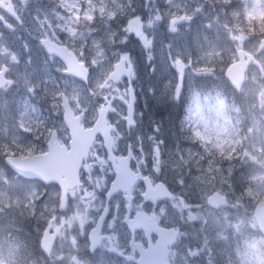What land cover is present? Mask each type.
Wrapping results in <instances>:
<instances>
[{"label":"clouds","instance_id":"1","mask_svg":"<svg viewBox=\"0 0 264 264\" xmlns=\"http://www.w3.org/2000/svg\"><path fill=\"white\" fill-rule=\"evenodd\" d=\"M80 2L87 7V0H80ZM50 3L49 20L52 27L42 21L33 24L25 20L23 26L17 24L16 31H5L4 33L10 51L20 57L19 62L29 69H34L37 73L44 68L50 69V75L40 76L33 82L39 86V91L33 98L41 104L46 113L43 125H33L30 133L17 129L15 133L19 137L17 143L13 142L12 137H0V207L7 210L5 217H0V260H3L4 264H72L70 256L76 253L67 249L61 251L57 248V252L64 257L63 260H60L57 256L50 257L40 246V240L48 228L51 217H59L62 214L58 206V198L61 194L59 186L54 183H46L39 177L24 175L13 166L11 161L18 160L22 154L21 145L25 148L34 146L37 150L45 147V141L49 135L48 130L50 128L59 129L63 123V115L51 107V97L45 94L44 89L70 92L73 88H78L85 95H87L85 90L92 89L97 92V95L91 97L93 104L104 103L100 99L104 93H100L95 86L104 78L111 66L118 61L120 54H128L134 67L135 78L132 80L131 86L135 94V123L131 128L128 126L125 106L118 100H114L113 103L117 111L110 114L111 122L106 125L113 148H118L120 154L123 155L131 151L135 156V160L131 162L133 166L138 163L141 173L151 175L154 181L165 182L177 197L192 206L193 212L204 211L209 207L203 197L202 189L205 187L219 192L226 201L219 210L214 209L213 211L231 210L232 213H243L244 208L251 204L258 202L260 206H264V183L260 179L264 177V154L259 151L253 152L250 141L244 142L243 149L253 152L254 160L244 159L239 140L232 143L223 135L219 138L213 136L212 143L206 146L195 136V132L202 131V129L189 126L185 119V112L182 116L177 112L171 143L161 139V130L164 124L170 118L173 109L177 108V100L174 98V87L177 83L176 73L171 67L168 51L165 52L164 62L166 69L171 74L163 79L158 77L155 82H148L141 75L138 66V56L147 59V52L134 35L124 31V25L120 23L127 17L120 16L112 22L109 28L108 20L100 15L99 8L102 6L109 9L117 7L113 0H95L97 11L94 23L85 22L82 15L77 22L74 18L75 14L68 21L57 20L52 13L56 9L63 11L59 8L60 0H50ZM246 3H250V0H187L184 6L174 2L170 5L168 0H152V3L149 0H119V4L125 6L128 16L135 14L143 17L144 31L148 38L152 28L147 27V22L157 13L165 17L164 22L160 23V27L166 28V21L170 15H179L185 12L193 16L191 21L193 24L198 18H206L210 13V20L205 19V28L209 26V23L215 22L218 17L227 20V27L224 26L221 29V35L223 40L231 46V55L221 52L220 56H214L211 59H193L182 53L179 55L185 63L190 59L193 67L206 66L211 69L208 74L196 78L206 81L208 84L206 90L218 95L226 105L229 107L235 105L240 110L243 136L249 135L248 129L253 125L249 120V114L253 110L259 124L264 128V111H261L260 108V103L264 100V96H261V92H264V52H261L259 47V42L264 41V33L260 31L264 23L259 21L256 16L251 20L243 16L242 9ZM196 9H201V11L197 12ZM234 10L241 11V16L237 20L239 27L233 23L234 17L231 13ZM101 26H103V30H101ZM252 26L256 28L254 33L249 31ZM69 27L76 31V36L69 34ZM111 35H115L114 43L110 38ZM233 35H244L245 47L251 52V56H239L236 48L240 42L233 41ZM11 37L20 39L19 52L11 47ZM125 38L127 43H122V39ZM44 39L71 51L87 69V82L57 71L58 68H63V62L58 57L49 55L41 43ZM97 40L103 47V57L97 55V47L94 44V41ZM250 44H256L254 50ZM150 51L154 59L152 61L147 59L148 62H144V67L149 69L148 75H153L151 69L159 63V60L154 49L151 48ZM171 54L173 58L177 56V53L171 52ZM234 56L237 67L232 68L233 74L238 75L241 68L246 69L245 87L249 90L247 93L237 89L228 78V68L232 67L230 61ZM7 61L8 58L0 61V64L7 63ZM93 61L96 63L94 64ZM187 76L191 78L190 75ZM46 80L48 83H45ZM53 82H55L54 87L52 86ZM57 85L58 87H56ZM127 87L128 81L127 78H124L122 83L114 86V89L119 88L120 92L126 95ZM114 89H105V93L111 98L116 95ZM141 98L149 99L154 105L161 108L164 115L158 118L159 123H156L157 119H153L147 127L145 126L143 109L140 107ZM136 113L139 114V118ZM92 115L93 112L90 109L85 119L91 120ZM156 129L159 131L157 132ZM96 136L103 139L100 132H97ZM150 137H154L157 141H163L160 144V152L165 163L158 175L153 172V142L149 139ZM261 138L264 139V135ZM217 142L222 145L225 155H221V151L215 148ZM100 147L99 144L96 145L97 149ZM209 147L212 149L211 153L207 150ZM228 155L232 156L231 160L227 159ZM237 156L243 161L244 171L240 170V166L234 164ZM210 160L215 161L211 169L209 167ZM230 167L234 169V174L231 176L228 172ZM217 168L221 171L217 172ZM96 174L107 175L108 173L105 170L104 173H94V176ZM82 179L86 187H93L83 174ZM180 180L184 181L183 185L179 183ZM107 187L111 186L107 185ZM103 193V189L97 190L99 197L98 203L95 205L97 208L101 207L102 202H106ZM123 197V191L118 190L113 203L116 201L122 203ZM74 203L79 204V200ZM237 204L241 205L239 209L235 207ZM17 210L23 213L22 219L29 225L24 231L13 227L7 218L9 213H15ZM249 246H254L258 257H264V227L248 224L242 234H230L226 240L212 248V264H259L257 259H246L245 253ZM10 247L16 249L15 255L11 258L8 254ZM68 249L70 248L68 247ZM193 255L194 253L190 252H178L173 264H206V256L192 260ZM82 258L87 260L88 264H97L90 254Z\"/></svg>","mask_w":264,"mask_h":264},{"label":"snow or ice","instance_id":"2","mask_svg":"<svg viewBox=\"0 0 264 264\" xmlns=\"http://www.w3.org/2000/svg\"><path fill=\"white\" fill-rule=\"evenodd\" d=\"M169 4L173 0H168ZM116 8L109 9L106 6L99 8L102 18L108 20V26L111 27L112 22L116 21L120 16L127 18L121 20L120 23L124 25V31L130 35H134L139 43L147 52L148 61H152L154 56L150 49L153 47V40L149 39L145 29V22L143 17L138 15H127V10L123 4L117 3L113 0ZM0 7L7 9L8 13L12 15L16 24L9 23L0 16V22H3L8 31H16L17 24L24 25V19L20 12L16 11L12 0H0ZM130 8L131 5L129 4ZM59 8L63 11H55L52 13L57 20L68 21L74 18L79 22L81 15L85 22L94 23L96 20L95 13L97 11L95 0H87V7L80 2V0H60ZM79 9V12H77ZM71 10V11H68ZM197 12L201 9H196ZM67 12V15H65ZM243 16L251 20L253 17L259 15L264 17V0H250L242 9ZM231 15L234 18L241 16V11L234 10ZM39 20V18H36ZM193 19L192 15L188 13L172 14L166 21L167 30L170 33H177L179 25L182 23H189ZM165 17L159 13L155 14L148 22V28H155L161 22H164ZM41 22V21H39ZM44 24L52 27L48 14L45 13V18L42 20ZM210 27V25H209ZM227 27V24L225 25ZM69 34L76 36L77 33L71 27L68 29ZM250 32H255L254 26L250 27ZM260 31L264 33V26ZM115 42V35L110 37ZM233 41H239L236 52L239 56H251V52L245 47L244 35H233ZM122 43H127V39H122ZM51 57H58L63 62V68H58L57 71H62L65 75L76 77L87 82V69L80 63L77 57L67 48L58 46L47 39L41 41ZM97 47V55L103 57L104 50L100 41H94ZM167 47L171 48V45ZM254 50L256 44H250ZM261 52H264V41L259 42ZM7 63L0 64V91L6 92L13 87L17 80L10 76L12 66L19 64L18 57L7 50ZM222 53L213 49L207 55L209 59L214 56H220ZM168 58L171 62V67L176 73L177 83L174 87V98L179 100L182 94L183 82L186 75L191 78H196L204 74H208L211 69L206 66L193 67L191 60L187 63L181 58L179 53L175 58L172 57L169 51ZM30 62V61H29ZM95 64L96 61H93ZM232 67L228 68V78L231 83L243 93L249 90L245 87L247 81L246 69L241 68L238 75H234L232 68L237 67L236 58L230 61ZM155 71V67L152 68ZM127 78L128 87L125 89L126 95L121 93L119 88H115ZM135 78L134 67L131 58L128 54H120L118 61L113 64L110 70L106 73L104 78L96 84V89L101 95L100 99L104 101L101 104H93L91 97L97 95L96 91L92 89L81 92L78 88H73L69 91L56 92L53 89H44L46 95L51 97V107L63 115V123L59 129L50 128L48 138L45 141L46 146L37 150L34 146L25 148L21 147L22 154L18 160L11 161L21 173L27 176L39 177L46 183H54L59 186L61 194L58 198V206L61 211L59 217L52 216L48 222V228L44 231L42 239L40 240L41 248L50 256H57L63 260V255L57 252V239H64L67 246L72 250L73 254L70 256L72 264H88V261L77 255L80 252V241L83 238L87 242L88 253L94 257L99 253L100 260L97 264H107L104 260L105 253L120 258L121 264H167L165 259L167 255V245L171 244L174 237L179 233V229L175 226L166 228L164 226H157L162 219L167 215L166 204L178 213L181 214V219L184 218V213H187V220L196 222L203 220L205 224L208 223V218L202 213L193 212L192 206L182 198L175 195L169 189L165 182L154 181L151 175H145L139 170V164L132 165L135 160L134 154L129 151L126 155L120 154L119 149H114L112 140L109 136V129L106 125L111 122L110 114L117 111L114 100H118L126 108V123L131 128L135 123V94L131 86L132 80ZM45 83H48L46 80ZM58 87V85L56 86ZM25 91L29 96L34 97L39 91V86L33 84L30 80L24 81ZM105 89L115 90L116 95L111 98ZM264 96V92H261ZM194 101L199 100V94L193 93ZM207 102V98H205ZM219 107L216 109L217 115L223 114V101L217 98ZM261 111H264V100L260 103ZM92 110L93 115L91 120H86L89 110ZM38 109L35 105L25 103V107L19 118L16 120V128L19 131L26 133L31 132L33 125L42 126L44 121L38 120L36 117ZM189 116L185 119L191 118L192 109H187ZM202 131H196V138L205 143L206 146L212 143V137L219 138L223 129L219 124L213 126L209 120H201ZM158 132L159 129H156ZM249 135L245 137V141H250L253 152L259 151L264 154V128L257 122L248 129ZM100 132L103 139L96 136ZM82 136L81 142L78 137ZM13 142L17 143L19 137L13 134ZM139 139V138H138ZM153 144V172L157 175L160 173L165 161L160 152V144L163 141H157L154 137L149 138ZM245 141H239L241 148ZM99 144L101 147L96 148ZM215 148L221 151V155H225L222 150V145L217 142ZM207 150L211 153L212 149ZM142 151V148H141ZM253 152L243 149V156L245 160L255 159ZM228 160L232 159L231 155L227 156ZM236 159L240 160L237 156ZM63 161V163H61ZM241 161V160H240ZM243 162V161H241ZM215 163L214 160L209 161V167ZM107 170V175H100L94 173H104ZM221 171L217 168V172ZM229 175L234 174L232 167L228 170ZM83 176L88 183L93 185L92 188L86 187ZM264 183V177L260 178ZM179 183L183 185L184 181ZM107 185L111 187L108 188ZM143 187H140V186ZM104 190V198L106 202H102L101 207L97 208L95 201L99 199L97 190ZM118 190L124 193L123 202L116 201L113 203L115 194ZM203 197L209 206L207 211L209 213L213 210H219L222 205L226 203L222 195L214 189L205 187L202 189ZM31 195V194H26ZM79 200V204L74 202ZM238 209L241 205H235ZM215 223H219V219H214ZM248 224L255 226L251 216L240 217V223L234 225L238 234H242ZM243 225V226H242ZM144 227L143 236L137 232V229ZM264 227V226H262ZM155 230L159 239L153 242L151 231ZM124 231L126 235L125 245L122 247L118 242L120 231ZM109 241V245H102L101 241ZM116 241V243H111ZM16 249L9 248V257L15 255ZM246 259H257L259 264H264V257H258L254 246H249L245 253ZM0 264H4L0 260Z\"/></svg>","mask_w":264,"mask_h":264},{"label":"rangeland","instance_id":"3","mask_svg":"<svg viewBox=\"0 0 264 264\" xmlns=\"http://www.w3.org/2000/svg\"><path fill=\"white\" fill-rule=\"evenodd\" d=\"M149 2L152 3V0H149ZM173 2L180 6H184L187 0H173ZM117 3H119V0H117ZM46 4L47 3L45 2V0H31V2L28 5L26 4L21 5L20 9L24 11V13L26 14V16L28 17L31 23L38 24L39 21H42L45 18V13H47L49 17L51 3H49V6H46ZM56 11H59V9H56ZM210 16L211 14L209 13L206 18L210 20ZM37 17L39 18V20L36 19ZM206 18L205 17L198 18L195 24L191 22L182 23L181 25H179V31L177 33H170L166 27H160V24L157 27L151 29L149 39L153 40L152 49H154V52L159 60V63L155 66V71H152L151 69L153 75L146 76L147 77L146 80L148 82H155L158 77L163 79L171 74L166 69V64L164 62V55L166 51L168 52L171 51L177 54L182 53L188 55L190 58L193 59H209V56L207 54L213 49L222 52L225 55H231V46L228 45V43L223 40L221 35V29L228 23L227 20L218 17L215 22L209 23L210 27L208 26L207 28H205L204 23ZM256 18L262 23H264V17L257 15ZM3 19L11 23V21L5 18ZM237 20L238 18H233V23L235 24V26L239 27ZM101 30H103V26H101ZM5 31L13 32V31H8L4 23L0 22V61H3L4 59L8 58L4 50L11 52L9 43L8 41L5 40V36H4ZM10 39H11V47L15 48L19 52L20 39L14 37H11ZM168 45H171V48L167 47ZM18 59L20 60V57H18ZM41 71H45V68L42 69ZM143 71H145L148 74L149 69L148 71L142 69L141 71L142 76H143L142 74ZM11 73L12 75L15 76V78L18 80V83H20L22 87H24V81L26 79L30 80L33 83L34 81L37 80V76H38V73L34 69L27 68L22 62H19V64L17 65H13ZM196 81L199 82L204 80L200 78H194V79L189 78L186 75L183 85L185 84L187 85V87H190ZM52 86L54 87L55 84L53 83ZM20 93L22 96L20 95ZM26 93L27 92L25 91V89L19 90V88H17L15 93L8 92V94H5L1 97L0 137H5V136L12 137L13 134H15V133L9 134V131L11 129L16 128V120L19 118V115L22 112L19 111L18 113H15L14 111L18 109H22L20 105L22 101L24 102L23 95H25ZM30 97L32 96L28 95V100L30 99ZM217 98L222 100L216 94H213L210 97V99L216 102H217ZM141 99H142L141 103H145L144 101L145 98H141ZM150 102L153 103L152 101ZM33 103L35 104V101ZM191 105H192L191 107L192 116L190 118V121L192 123L191 124L192 126L202 129L200 123L201 120L202 119L209 120L211 121V124L213 126L219 124L220 128L223 129L222 135L224 137H227L232 143H236L237 140L245 141L246 136L242 135L243 129H242L240 117L238 119L237 129L234 132H231L228 130L224 122H222V115L218 116L216 111L209 110L208 116H205L202 114V109H200V107L197 106L196 101H194ZM42 114L46 115L44 111L41 112L37 111L36 116L40 118ZM3 120H5L6 122H3ZM249 120L252 123L254 122L259 123V120L254 110L252 113L249 114ZM234 164L240 166L241 171L245 170L243 167V162H241L239 159H236V161H234ZM252 206L253 204H251L250 206H246L244 208L243 213L240 212L232 213L231 210H226L224 212H219V213H215V212L209 213L207 210L198 211L199 213H202L205 217L208 218V223L205 224L203 220H198L196 222L188 221L187 213H184V218L181 219V214L176 212L170 206V204H166L165 208L167 209V215L165 217H162V219L163 220L165 219L166 221H171L173 224H175L176 226H178L183 230L187 229L189 233L187 238L191 240L192 243L199 244L197 250L198 256L200 258L206 256L207 257L206 264H211L213 261V259H211L212 257L211 252H212V248L215 246V243L218 244L219 242L226 240L230 234L237 233L236 229L233 226L240 223L241 216L248 217L247 211ZM3 209H4L3 207H0V210ZM17 212L22 213L19 210H17ZM215 218L219 219L218 224L214 222ZM193 224H198L199 228H190V226H192ZM82 247L83 249L85 248L83 245ZM67 250L72 251L71 249L68 248ZM185 252H186L185 249H181L179 253H185ZM78 254L81 257H83V255L81 254V247H80V252ZM95 257L93 259L96 262H98V258ZM175 258H176V254L174 251L173 260H175Z\"/></svg>","mask_w":264,"mask_h":264},{"label":"flooded vegetation","instance_id":"4","mask_svg":"<svg viewBox=\"0 0 264 264\" xmlns=\"http://www.w3.org/2000/svg\"><path fill=\"white\" fill-rule=\"evenodd\" d=\"M141 187H142V185H141ZM94 203L97 204L98 201H95ZM137 232L140 233L141 236H143L142 228H138V229H137ZM125 241H126V235H125L124 231L121 230V231L119 232L118 242H119L120 245L123 247V246L125 245ZM80 243H81V244H83V243H86V244H87V242H86L83 238H81ZM109 243H110V242L107 241V240H102V241H101V244H102V245H109ZM111 243H116V241H113V242H111ZM105 255H109V254L105 253ZM109 256H110L109 261H110V260H120L119 257L113 256V255H109Z\"/></svg>","mask_w":264,"mask_h":264},{"label":"trees","instance_id":"5","mask_svg":"<svg viewBox=\"0 0 264 264\" xmlns=\"http://www.w3.org/2000/svg\"><path fill=\"white\" fill-rule=\"evenodd\" d=\"M7 218L9 220V223L13 227L21 231H24L29 227V225L22 219V217H17L16 215H12V216H8Z\"/></svg>","mask_w":264,"mask_h":264},{"label":"water","instance_id":"6","mask_svg":"<svg viewBox=\"0 0 264 264\" xmlns=\"http://www.w3.org/2000/svg\"><path fill=\"white\" fill-rule=\"evenodd\" d=\"M260 215H262V217H260ZM256 219H257V224L259 226H264V206H260L258 204L257 208H256V213H255ZM262 218V219H261ZM174 240V239H173ZM172 240V242H173Z\"/></svg>","mask_w":264,"mask_h":264}]
</instances>
